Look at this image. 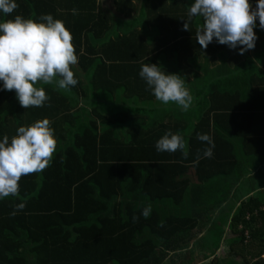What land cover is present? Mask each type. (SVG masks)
<instances>
[{
	"label": "trees",
	"instance_id": "1",
	"mask_svg": "<svg viewBox=\"0 0 264 264\" xmlns=\"http://www.w3.org/2000/svg\"><path fill=\"white\" fill-rule=\"evenodd\" d=\"M16 3L12 14L0 13V22L16 15L42 22L43 14L63 21L78 57L73 66L78 83L70 90L38 84L49 100L25 109L0 81V140L47 118L58 142L49 167L22 177L18 196L0 199V264H264V196H249L235 206L234 194L246 176L237 168L239 159L264 147L259 21L255 48L243 55L240 46L230 49L214 38L206 49L197 48L194 63L175 57L157 64L143 29L119 32L112 28L116 19L126 16L147 25L158 10L152 24L167 27L185 20L197 26L181 32L177 51L199 47L194 33L203 20L188 17L194 0ZM250 3L255 9L257 0ZM204 50L207 57H200ZM144 63L168 74L197 69V78L183 79L199 112L193 127L143 124V109L159 102L139 75ZM246 113L259 119L241 132L235 118ZM169 131L183 138V151L156 150ZM198 134L212 138L211 158L203 156L209 145ZM20 203L24 209L10 215ZM214 204L222 210L201 230L198 211ZM148 205L151 214L145 219Z\"/></svg>",
	"mask_w": 264,
	"mask_h": 264
},
{
	"label": "clouds",
	"instance_id": "2",
	"mask_svg": "<svg viewBox=\"0 0 264 264\" xmlns=\"http://www.w3.org/2000/svg\"><path fill=\"white\" fill-rule=\"evenodd\" d=\"M18 7L16 0H0V13L6 16ZM188 17L203 20L195 33L202 49L215 38L230 49L240 46L239 54L243 55L255 48L257 21L264 31V0H257L255 9L250 0H194ZM40 21L16 15L0 22V81L3 90L15 92L25 109L43 107L49 100L45 89L37 87L38 84L55 83L60 89L70 90L78 83L73 71L78 57L72 34L63 21L51 14L41 15ZM183 30L190 31L188 21L184 20ZM139 75L157 101L165 105L175 103L182 111H188L192 105L193 96L180 75L168 74L156 64L146 63ZM50 125L47 118L38 120L30 126L18 127L11 140L7 135L0 140V199L18 196L22 177L41 173L50 166L58 143ZM197 138L209 145L203 150V156L211 158L215 146L212 138L208 134H198ZM155 147L159 152H176L183 151L185 143L180 135L169 131ZM183 154L187 157V152ZM25 206L17 204L10 215H16ZM150 214L151 205H148L142 216L147 219ZM137 219L133 217L134 221Z\"/></svg>",
	"mask_w": 264,
	"mask_h": 264
},
{
	"label": "crops",
	"instance_id": "3",
	"mask_svg": "<svg viewBox=\"0 0 264 264\" xmlns=\"http://www.w3.org/2000/svg\"><path fill=\"white\" fill-rule=\"evenodd\" d=\"M134 0H132L133 2ZM113 10V8H112ZM146 11H149L146 9ZM158 10L150 16V22L146 25V22L143 20V23H135V18L132 19L130 17H121L119 20L116 19L112 28L117 29L119 32H126L128 30H132L137 28V30L143 29L144 40L149 47H151V55H155L158 57L156 59L157 64H161L164 61H174L175 57H180V60L183 64H191V58L196 57L197 48L195 45L193 48L187 49H180L177 51V42L179 39L181 40V32H183V25L181 24H170L167 27H160L156 24H152V20L156 15H158ZM145 15L144 7H143V18ZM118 21V22H117ZM118 23V26L115 25ZM138 24V25H135ZM143 24V25H142ZM190 26L191 33L194 29H197V26L193 27ZM194 33V32H193ZM196 38V35L194 33ZM156 46V48H155ZM153 47V49H152ZM200 57H207V51H203V55ZM222 57V56H217ZM193 62V61H192ZM194 63V62H193ZM195 65V64H194ZM193 67V64H192ZM197 69H184V70H177L174 69L171 71V74L180 75L182 79H195L198 76ZM200 77L204 76L205 74L200 71ZM188 88V85L187 87ZM191 93V91H190ZM195 103V102H194ZM192 103L188 111H182L180 106L172 104H163L158 102L149 108L143 109V124L147 125L155 122V123H163L164 125H175V126H194L196 123L195 117L199 114L195 108V104ZM258 117L252 118L250 114H245L241 116L239 119L235 118V126L241 130V132L245 131L246 127H249L253 121L258 120ZM250 124V125H249ZM240 137L237 138V140ZM255 148V149H254ZM252 150L254 153L250 157H241L239 161L241 164L238 163L237 168L246 176L240 179V182H237L234 194H235V206L239 205L240 201L247 199L249 196L254 197L262 193L264 196V147H253ZM238 172V170H237ZM231 190V188H230ZM240 197V199H238ZM222 210V206L219 204H214L202 209H199L200 213V222L203 224L204 230L208 227L209 223L216 219L220 211ZM227 210V209H226Z\"/></svg>",
	"mask_w": 264,
	"mask_h": 264
},
{
	"label": "rangeland",
	"instance_id": "4",
	"mask_svg": "<svg viewBox=\"0 0 264 264\" xmlns=\"http://www.w3.org/2000/svg\"><path fill=\"white\" fill-rule=\"evenodd\" d=\"M198 237H200V236H198ZM193 249H195V251H199L200 250V248H198L197 245H195V247ZM164 264H170V263L168 261H165Z\"/></svg>",
	"mask_w": 264,
	"mask_h": 264
}]
</instances>
